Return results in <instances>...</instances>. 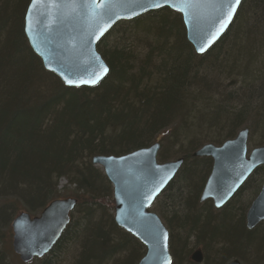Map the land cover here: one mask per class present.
Instances as JSON below:
<instances>
[{
    "label": "trees",
    "instance_id": "trees-1",
    "mask_svg": "<svg viewBox=\"0 0 264 264\" xmlns=\"http://www.w3.org/2000/svg\"><path fill=\"white\" fill-rule=\"evenodd\" d=\"M29 1L0 0V227L15 211H40L59 195L56 180L65 173L85 193L38 264H56L71 245L76 252L68 264H138L145 248L115 224L113 214L98 209L99 197L113 206V192L89 159L123 155L161 139L168 141L157 159L165 162L167 145L180 138L184 144L177 143L174 157L183 158L182 167L160 194L178 183V209L168 218L175 257L184 263L194 240L203 246V264L233 257L264 264V222L246 229L231 200L219 216L206 209L208 203L196 207L212 161L191 155L203 145L202 132L224 137L219 145L243 125L249 135L263 136L264 145V0H241L230 26L202 55L187 41L180 14L169 8L128 21L120 36L114 26L123 22L116 23L96 44L109 71L93 87H66L43 68L23 33ZM209 77L229 81L215 85ZM229 87L235 90L222 91ZM263 175L260 166L251 175L256 183L249 178L252 196ZM8 239L0 229V244Z\"/></svg>",
    "mask_w": 264,
    "mask_h": 264
},
{
    "label": "water",
    "instance_id": "water-1",
    "mask_svg": "<svg viewBox=\"0 0 264 264\" xmlns=\"http://www.w3.org/2000/svg\"><path fill=\"white\" fill-rule=\"evenodd\" d=\"M77 2L80 6L67 0L55 3L30 0L23 20V33L30 49L41 60L43 68L66 87H92L106 77L108 67L96 44L119 21L169 8L180 14L187 41L196 54L202 55L225 33L239 7L225 23L226 5L231 0H192L187 6L180 5L183 11L171 4L143 11L139 3L131 0H110L105 9H94L87 0ZM142 2L146 4L147 0ZM200 48L204 51H199ZM96 76L101 77L96 84L81 83ZM67 80L74 83L70 85ZM247 141L248 130L243 129L220 145L207 143L194 152L193 156L208 157L212 161L200 201L211 199L215 207L224 206L257 167H264V145L248 150ZM159 149L160 143L154 142L123 155L93 157V164L102 168L112 185L115 223L145 247L138 264H172L168 230L150 207L176 175L183 158L159 163ZM74 205L75 199L69 198L48 203L35 216L24 211L14 216L10 223L11 248L21 262L42 258L54 247L70 222ZM262 221L264 180L246 212V228L251 230ZM191 260L200 264L201 252L194 251ZM227 264L241 262L232 259Z\"/></svg>",
    "mask_w": 264,
    "mask_h": 264
},
{
    "label": "rangeland",
    "instance_id": "rangeland-1",
    "mask_svg": "<svg viewBox=\"0 0 264 264\" xmlns=\"http://www.w3.org/2000/svg\"><path fill=\"white\" fill-rule=\"evenodd\" d=\"M120 22H123V23L114 26V31L116 32L117 36L119 34L120 35L123 34L122 32L125 31V30L128 31L129 28H130V23H128V21H120ZM124 35H126V33H124ZM232 38L229 41L226 42L225 46L229 42H232L233 41ZM112 41H113V37H112ZM223 43H225V42H223ZM223 55L225 57V53ZM197 59H199V58H197ZM217 64H219V63H217ZM208 79H210L213 82H216L215 85H221V84L227 85L228 84L227 82L229 81L227 79L226 80L225 79L218 80V79L213 78V77H209ZM239 85L240 84H237V87H239ZM230 90L233 91V90H235V88L229 87V88H227V90L226 89H222V91H224V93H226V92H228ZM262 98H264V96H262ZM231 100H234V99H231ZM263 100L264 99H262V102H263ZM259 105H261V102L259 103ZM246 124H248V122H246ZM243 127H245V125L239 127V129H237V131L240 130V129H242ZM246 127H248V126H246ZM237 131H236V133H237ZM262 138H263V136L260 138V136H259V134L257 132L255 134H253L252 132H250V135L248 134V148L251 149L253 147L260 146L261 145L260 142L263 140ZM200 139H201V142L200 143H202V144H205L207 142L208 143L210 142V143H214V144L218 145L217 143L219 141H222L224 139V137H221V138L217 137L216 138V136H214V134H212L211 131H208V132H205L204 131V132L201 133ZM184 140H182V139L180 140V138H179L177 140V143H179V141H180L181 142V145H183L184 144ZM160 141H161V139H159V142ZM167 141L168 140H166L165 142L164 141L163 142H160V144H161V148L160 149H162L163 144L164 145L167 144ZM177 143L176 142L172 143L171 147H168V145H167L166 148L169 149L168 152L170 153L169 154L170 155L169 156L170 158H168V161L176 159V157H174V154H176V151L178 150V148H180V144L177 145ZM94 168L97 169V170H99V171H101L103 173V170H102L101 167L95 165ZM256 178H257L256 176L250 177V179L253 180V182L255 181L254 183H256V181H257ZM250 179L247 181V183H245V185L243 186L244 188L241 187L239 189L241 191L240 192H237L232 197V199H231V204L233 205V209L235 210V212L237 210H240V209L237 208L238 206H242L243 209L246 211L247 208H248V205L251 202V200L255 197V195L252 196L253 195V191H252V188L253 187H252V185H254V183ZM57 184H58V187L60 188V186H62L64 184V181L63 180H60L59 183H57ZM110 186H111V191H112V185L110 184ZM177 187H178V183H175V189L172 190V191H168V193L165 194L166 197H165V195L159 196L156 199L155 203L151 207V211L154 212V213H156L160 217L162 223L168 229L169 233H171L172 229H170V225L168 224V218H170V215L172 214V212L174 210H177L178 209V207H176L177 205L174 204V203H176V201H175L174 198H175L176 193H177V192H175ZM107 193L109 194V192H107ZM110 194L112 195L111 192H110ZM207 203L210 204L209 202H205V204H204V203H202V202L199 201V204H197L196 207L198 209H201V208H203L204 205H207ZM207 208L210 209V213L212 215L215 216V215L218 214V212L216 210H214L212 207H209L207 205L206 206V209ZM40 211L31 212L30 214H31V216H35V215H38L40 213ZM20 212L21 211H15L14 213H15V215H17ZM241 212L242 211L240 210V214H241ZM10 223H11V221L8 223V225H5L3 227H0V229H2V231H4V233H6V235L9 238L8 240H6V245L4 244V246H2L0 244V255H1V258L3 260V263L4 264H38V262H39L40 259H33L32 261H30L28 263H23V262L20 261V259L18 258V256L12 251V248H11V228H10ZM192 242H194V243L192 244L193 246H192L189 254H191V252L193 250H195V249H200L202 251L203 255H204V251H203L202 244H200L199 242H195L194 240H192ZM69 248H70V250H68L65 255L61 254V255H59L56 258V264H68V262H70V259H72V257L75 255L76 245L75 246L71 245ZM236 250H238V249H236ZM4 251H5V253H4ZM169 252H170V254L172 256V264H188V261L191 262L189 258L187 259V256H186V259H185L184 263H181V262H179L177 260V258L175 257V255L172 252V247H171L170 240H169ZM232 259H235V258L233 257V258H229V259L225 260V263L224 264L228 263ZM236 259H238L241 262V264H248V261H246L245 258L244 259L236 258ZM191 263H193V262H191ZM193 264H196V263H193ZM200 264H203V261Z\"/></svg>",
    "mask_w": 264,
    "mask_h": 264
},
{
    "label": "bare ground",
    "instance_id": "bare-ground-1",
    "mask_svg": "<svg viewBox=\"0 0 264 264\" xmlns=\"http://www.w3.org/2000/svg\"><path fill=\"white\" fill-rule=\"evenodd\" d=\"M23 20H24V18H23ZM192 46V45H191ZM107 65V64H106ZM108 67V66H107ZM108 71H109V68H108ZM58 78V77H57ZM93 87V86H92ZM243 129H247L248 130V134H249V127H243L242 129H240V130H238L237 131V133L239 132V131H241V130H243ZM237 133L233 136V138L237 135ZM210 143V142H209ZM205 144H207V143H205ZM205 144H203V145H205ZM210 144H213V145H216V144H214V143H210ZM203 145H201V146H203ZM200 146V147H201ZM200 147H198V148H196L193 152H192V157H197V156H193V154H194V152L195 151H197ZM129 153V152H128ZM158 155V154H157ZM95 156H97V155H95ZM93 157L94 156H91L90 157V159H89V163L90 164H92L93 166H95L94 164H93ZM200 158V157H199ZM184 161V160H183ZM183 164V163H182ZM181 167H182V165H181ZM181 167L179 168V170L181 169ZM179 170H178V172H179ZM177 172V173H178ZM177 173H176V175H177ZM210 174V173H209ZM209 174H208V176H209ZM253 173H251V175H252ZM175 175V176H176ZM251 175L245 180V182L242 184V186H244L245 185V183H247V181L249 180V178L251 177ZM175 176L170 180V182L175 178ZM208 176H207V178H208ZM107 178V177H106ZM207 178H206V180H207ZM60 180H63L64 181V184L62 185V186H60V188L58 187V184H56V190L59 192V195H57L56 197H54V198H52L51 200H49V202L48 203H50V202H53V201H62V200H64V199H69V198H72V199H75V205H74V207H73V210L75 209V207L77 206V204H78V197H81L82 196V194L83 193H85V190H83L82 188H80L78 185H77V183L75 182V180L74 179H71V178H69L68 177V174H65V173H61V174H59V178H57V180H56V183H59V181ZM108 180V179H107ZM206 180H205V183H206ZM263 180H264V175H263V178H262V182H263ZM109 181V180H108ZM169 182V183H170ZM168 183V184H169ZM205 183H204V185H205ZM111 184V183H110ZM204 185H203V187H204ZM168 186V185H167ZM166 186V187H167ZM203 189V188H202ZM201 192H202V190H201ZM201 192H200V195H201ZM103 196H106V195H103ZM100 199H102V200H100L99 202H98V206H99V208L98 209H102V211L103 212H105V213H107L108 215H110V214H113V220H114V200H113V198H112V201H113V206L110 208V202H109V200H110V198H109V200H108V198L107 197H99ZM199 201H200V197H199ZM200 202H202V203H204V202H210V204H209V206L210 207H212L214 210H216L217 212H218V214L217 215H215V216H219L220 214H222L223 213V210H224V207L225 206H220V207H215L214 205H213V201L211 200V199H206V200H204V201H200ZM47 205V204H46ZM45 205V206H46ZM238 209H240L242 212H241V218H242V220H243V223H244V226H245V228H246V211L243 209V207L242 206H238L237 207ZM72 210V211H73ZM239 210V211H240ZM237 212V214H238V211H236ZM14 216H15V214H14ZM14 216L12 217V219L14 218ZM11 219V220H12ZM10 220V221H11ZM115 222V221H114ZM116 224V223H115ZM117 225V224H116ZM118 226V225H117ZM119 227V226H118ZM120 228V227H119ZM122 229V228H121ZM247 229V228H246ZM123 230V229H122ZM196 250H199L200 252H201V254H202V261H203V253H202V251L200 250V249H195V250H193L192 252H191V254L189 255V259H190V261L191 262H193L192 260H191V255H192V253L194 252V251H196ZM143 256H144V254H143ZM142 256V257H143ZM141 257V258H142ZM140 258V259H141ZM171 258H172V256H171ZM140 261V260H139ZM194 263V262H193Z\"/></svg>",
    "mask_w": 264,
    "mask_h": 264
},
{
    "label": "snow or ice",
    "instance_id": "snow-or-ice-1",
    "mask_svg": "<svg viewBox=\"0 0 264 264\" xmlns=\"http://www.w3.org/2000/svg\"><path fill=\"white\" fill-rule=\"evenodd\" d=\"M52 2H56V0H52ZM67 2L73 4L74 6H80L77 2V0H67ZM131 2L133 3H139L141 10L143 11H147L148 8H159L161 7L163 4H171L172 7L177 8V10L183 11L184 9L182 7H180V5H189L190 3H192V0H147V3H143L142 0H131ZM241 0H231L230 3H228L226 5L227 7V12H226V20L225 23L227 22V20H230L233 13L236 10V7L240 4ZM33 3H36V0H33ZM87 4L93 6L94 9H105L109 6L110 4V0H87ZM138 14V13H136ZM119 18V17H117ZM224 25H221V30L223 29ZM103 30L101 31L102 34ZM215 37H213L214 39ZM199 51L203 52L204 48H200ZM104 72H107V69H104ZM101 77L100 76H96L95 79H92L90 81H81V83H90V84H96L99 79ZM68 84H73L74 81L72 80H67L66 81Z\"/></svg>",
    "mask_w": 264,
    "mask_h": 264
}]
</instances>
